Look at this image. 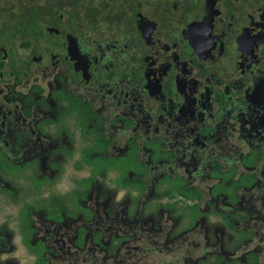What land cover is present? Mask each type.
Wrapping results in <instances>:
<instances>
[{
  "label": "flooded vegetation",
  "instance_id": "1",
  "mask_svg": "<svg viewBox=\"0 0 264 264\" xmlns=\"http://www.w3.org/2000/svg\"><path fill=\"white\" fill-rule=\"evenodd\" d=\"M0 264H264V0H0Z\"/></svg>",
  "mask_w": 264,
  "mask_h": 264
},
{
  "label": "rangeland",
  "instance_id": "2",
  "mask_svg": "<svg viewBox=\"0 0 264 264\" xmlns=\"http://www.w3.org/2000/svg\"><path fill=\"white\" fill-rule=\"evenodd\" d=\"M33 1H34V3H36L37 5H38V4H41V2H42V0H33ZM211 243H212V242H211ZM213 243H215V242H213ZM223 246H224L225 249H230V246L226 243V239H224Z\"/></svg>",
  "mask_w": 264,
  "mask_h": 264
}]
</instances>
